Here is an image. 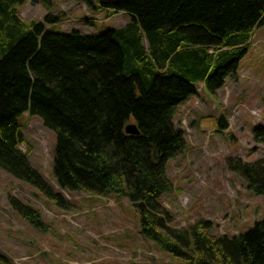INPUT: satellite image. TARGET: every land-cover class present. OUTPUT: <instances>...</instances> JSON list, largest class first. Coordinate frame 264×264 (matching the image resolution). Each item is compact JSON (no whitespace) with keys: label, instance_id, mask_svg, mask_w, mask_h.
I'll return each instance as SVG.
<instances>
[{"label":"trees","instance_id":"16d2710c","mask_svg":"<svg viewBox=\"0 0 264 264\" xmlns=\"http://www.w3.org/2000/svg\"><path fill=\"white\" fill-rule=\"evenodd\" d=\"M26 1L0 0V169L56 205L69 203L19 148L18 117L28 112L55 134L60 188L128 199L143 237L183 264H264V217L232 236L214 234L204 218L176 228L160 200L172 189L166 163L185 145L175 108L200 82L215 94L236 75L248 39L264 27V0H82L130 18L96 34L47 28L61 16L50 0H39L41 21H24L18 7ZM129 122L138 135L124 132ZM253 136L264 143L261 126ZM227 166L264 195V160L229 158ZM8 202L42 228L36 209L11 195ZM0 264L14 263L0 252Z\"/></svg>","mask_w":264,"mask_h":264},{"label":"rangeland","instance_id":"374dc122","mask_svg":"<svg viewBox=\"0 0 264 264\" xmlns=\"http://www.w3.org/2000/svg\"><path fill=\"white\" fill-rule=\"evenodd\" d=\"M18 7L24 21H41L47 10L39 0ZM59 15L54 25L63 32L96 34L125 26L127 14L94 9L82 0H50ZM143 43H145L143 41ZM237 73L215 94L202 84L174 110V122L184 131L183 150L167 161L172 189L162 194L170 225L186 228L199 218L210 220L213 233L236 235L264 217V195H256L227 160H264V143L253 129L264 130V27L256 28ZM222 117L225 127L218 126ZM24 143L20 150L64 201L59 206L39 191L0 169V252L14 264H183L143 237L139 216L128 199L60 188L52 177L55 134L36 115L18 117ZM130 123V122H129ZM14 196L36 209L42 228L31 225L9 205Z\"/></svg>","mask_w":264,"mask_h":264},{"label":"water","instance_id":"95a60500","mask_svg":"<svg viewBox=\"0 0 264 264\" xmlns=\"http://www.w3.org/2000/svg\"><path fill=\"white\" fill-rule=\"evenodd\" d=\"M37 0H33L32 2H35ZM124 132L129 135H138L139 129L136 124L134 123H128L124 127Z\"/></svg>","mask_w":264,"mask_h":264}]
</instances>
